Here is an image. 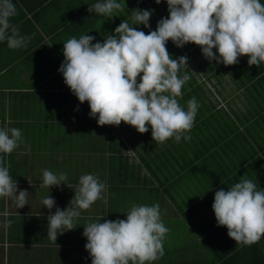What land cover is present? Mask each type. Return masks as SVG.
Returning a JSON list of instances; mask_svg holds the SVG:
<instances>
[{
	"label": "crops",
	"instance_id": "1",
	"mask_svg": "<svg viewBox=\"0 0 264 264\" xmlns=\"http://www.w3.org/2000/svg\"><path fill=\"white\" fill-rule=\"evenodd\" d=\"M12 2L18 12L12 23L31 40L19 49L0 42V129L16 127L22 131L19 146L0 156L17 181L18 191L26 189L30 194L28 204L19 209L11 198H0V264H91L84 226L91 222L90 217L94 222V211L117 213L104 219L116 220L127 217L126 208L118 211L92 205L81 210L74 221L76 228L59 234L56 243L47 237L50 211L69 206L84 174H93L107 184L103 193L107 205H116V200L109 199L110 192L133 190L139 192L132 195L141 198L139 201L158 203L162 222L170 229L169 246L176 237V225H184L179 228L180 234L184 231L183 248L176 245L175 251H181L169 259L170 264H264V236L251 246L236 245L227 227L217 225L212 208L215 192L227 190L240 182L241 176L264 189V62L259 67L249 66L248 57L241 56L239 63L226 66L210 62L194 43L177 47L169 40L166 48L173 58L188 57L190 79L177 99L186 110L187 102L196 98L200 106L190 131L201 129L198 138L186 141L182 137L183 146L174 137L159 144L152 138L150 125L143 134L123 121L119 126L98 125V116L89 115V103L78 100L58 69L64 60L63 43L70 38L86 34L96 38L93 43H102L121 21L132 24L135 8L154 10L150 28L133 25L148 34L156 30L161 18L168 17L167 0L159 4L155 0H117L126 7L112 18L88 11L100 0ZM213 52L218 55L215 48ZM36 122V136L40 141L48 140L47 149H41L40 143L23 141L24 136L29 140L34 135ZM46 150L52 154L50 161ZM80 160L92 161L94 167L103 169L96 173ZM44 169L57 175L65 173L67 185L40 186ZM129 183L132 185L125 186ZM48 195L55 199L51 210L42 203ZM182 199L188 200L186 204ZM191 200L195 202L189 206ZM203 215L209 216L207 225ZM8 219L13 221L10 227L6 226ZM163 259H159L161 264Z\"/></svg>",
	"mask_w": 264,
	"mask_h": 264
},
{
	"label": "clouds",
	"instance_id": "2",
	"mask_svg": "<svg viewBox=\"0 0 264 264\" xmlns=\"http://www.w3.org/2000/svg\"><path fill=\"white\" fill-rule=\"evenodd\" d=\"M167 5L168 17L161 18L156 30L148 34L133 25L150 28L154 10L135 8L132 24L121 21L102 43H93L96 38L86 34L70 38L63 43L64 60L58 69L78 100L89 103V115L98 116V125L119 126L123 121L141 134L148 132L150 125L152 138L159 144L173 137L176 142L182 137L190 140L186 133L194 126L200 106L192 97L185 110L177 99L190 79L188 57L173 58L166 48L169 40L177 47L194 43L210 62L226 66L239 63L241 56L248 57L249 66L259 67L264 62L261 0H167ZM125 7L126 3L117 0H100L88 11L112 18ZM16 15L12 0H0V42H6L10 49L26 48L31 40L12 23ZM21 139L22 131L16 127L0 129V154H11ZM66 180L65 173L57 175L44 169L40 186L60 187ZM107 187L93 174L80 176L69 206L63 210L55 207L47 217L49 240L56 243L59 234L75 229L81 210L105 199ZM29 194L26 189L18 191L17 181L0 156V198H11L19 209L28 204ZM42 203L51 210L55 199L48 195ZM212 208L217 225L227 227L236 245L251 246L264 236V189H258L251 179L241 176L240 182L227 190H217ZM101 218L84 226L91 264H146L164 255L163 241L170 229L162 222L158 203L133 204L126 219L101 222ZM12 223L6 220V226Z\"/></svg>",
	"mask_w": 264,
	"mask_h": 264
},
{
	"label": "rangeland",
	"instance_id": "3",
	"mask_svg": "<svg viewBox=\"0 0 264 264\" xmlns=\"http://www.w3.org/2000/svg\"><path fill=\"white\" fill-rule=\"evenodd\" d=\"M219 124H221V123H219ZM38 125H39V123L38 122H36V124H35V126L33 127V131H34V135H31L30 136V138H29V140H27V136H24L23 137V141L24 142H26V143H28V144H30L32 141H34V143H37V144H39L40 143V145L42 146L41 147V149H44V148H49L50 146V144H49V142H48V140H45V142H43L42 140L40 141V138H39V136H36V135H38ZM201 128H195L194 130H192V131H190V133H188L187 135H190L191 136V139H195V138H198L199 136H200V133H199V130H200ZM44 131H43V129H42V133H43ZM42 143V144H41ZM95 144V142H93L92 143V145H94ZM179 144L181 145V146H183V143L180 141L179 142ZM120 146H121V144L119 143V148H120ZM103 147V145L100 143V148H102ZM49 154H48V156H47V158H48V160L50 161V158L52 157V154H51V152H50V150H46ZM140 151H142V149L140 150ZM101 152H103V150H101ZM49 161H45V163L46 164H49L50 162ZM80 164H88V162H83V161H81L80 160ZM89 166H88V168L89 169H91L92 171H94V172H96L97 173V169H103V168H97V167H94V162H92V161H90L89 162V164H88ZM79 166H81V167H87V166H82V165H79ZM102 177V176H101ZM103 177H104V175H103ZM129 179L128 178H124V180L123 181H128ZM119 182V181H118ZM132 184L131 183H129V184H125V186H131ZM141 192V191H140ZM139 192L137 191V190H133L132 192H130V193H125V197L124 198H119V196L116 198V201H115V203H116V205H112L110 202V204L109 205H107L105 202L106 201H108V199H107V196L105 197V199H102V201H99L98 202V200L93 204V206L95 207V208H101V207H103V205L104 206H107V208H110V209H113V210H123V209H130V205L131 204H133V203H135L139 198L138 197H133L132 195H134V194H138ZM140 195H144L143 193H140ZM139 195V196H140ZM143 197V196H142ZM141 199V198H140ZM182 201L183 202H185V204H186V202L188 201L187 199H182ZM195 202V200H191V203H190V205L189 206H192V204ZM99 206V207H98ZM101 206V207H100ZM93 212V211H92ZM102 212H104V211H102ZM112 215V216H117V213H110V212H105L104 214H100L99 212H97V211H94L93 212V221L94 222H98V220H99V218L100 217H102L101 218V222H104V219H105V216H107V215ZM100 215H102V216H100ZM125 216H127V213H125L124 214ZM177 218H179V217H177ZM181 218H183V216H181ZM202 218H205V224L204 225H207L208 224V221H209V216L208 215H203L202 216ZM123 219H126V217L125 218H123ZM90 220H91V222H92V219H91V217H90ZM180 226H184V225H176V227H175V232H173V233H175L176 235L178 234V233H180ZM197 227H199V226H197ZM184 231H182L181 230V234L183 233ZM181 243H183L184 244V241L183 242H181ZM180 242H178V241H176V245H180L181 244ZM89 255L88 254H86V257H88Z\"/></svg>",
	"mask_w": 264,
	"mask_h": 264
},
{
	"label": "trees",
	"instance_id": "4",
	"mask_svg": "<svg viewBox=\"0 0 264 264\" xmlns=\"http://www.w3.org/2000/svg\"><path fill=\"white\" fill-rule=\"evenodd\" d=\"M125 194L123 193V194H120V192L119 193H116V192H110V200L111 199H114V200H116V198L119 196V198H124L125 196H124ZM139 198V197H138ZM139 200H141L140 198L135 202V203H133V204H136V205H148V206H151V205H153V204H150V203H148V202H143V201H139ZM133 204H131L130 205V207L133 205ZM128 211L130 210V209H127ZM170 235L171 234H166V238H165V240L163 241V247H164V255L161 257V258H164L163 260L165 261V263L164 264H170L169 263V259L177 252L178 253V251H181V250H179V248H177V251H175V249H176V240H178V239H180V243L181 242H183V237H182V235L180 234V233H178L177 235H176V237H175V239L173 240V243L169 246L168 245V243H167V240L170 238ZM180 247H181V249L183 248V243H181L180 245H179ZM162 260V261H163ZM146 264H161L160 263V260L158 259V260H156V261H152V262H146Z\"/></svg>",
	"mask_w": 264,
	"mask_h": 264
}]
</instances>
